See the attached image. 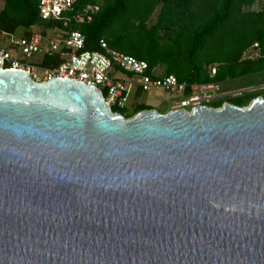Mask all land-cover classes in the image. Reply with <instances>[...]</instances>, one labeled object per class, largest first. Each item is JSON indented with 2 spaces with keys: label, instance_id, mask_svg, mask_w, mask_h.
<instances>
[{
  "label": "water",
  "instance_id": "obj_1",
  "mask_svg": "<svg viewBox=\"0 0 264 264\" xmlns=\"http://www.w3.org/2000/svg\"><path fill=\"white\" fill-rule=\"evenodd\" d=\"M0 264H264V99L125 119L0 58Z\"/></svg>",
  "mask_w": 264,
  "mask_h": 264
},
{
  "label": "trees",
  "instance_id": "obj_2",
  "mask_svg": "<svg viewBox=\"0 0 264 264\" xmlns=\"http://www.w3.org/2000/svg\"><path fill=\"white\" fill-rule=\"evenodd\" d=\"M1 2L2 34L11 35L23 28L20 37H26L33 33L28 29L37 26L45 41L77 31L84 39L83 50L101 51L102 40L108 49L146 62L148 73L161 66L164 74L155 75H172L177 82L216 84L264 71V14L256 7L263 0H75L63 19L56 21L40 19L35 0ZM87 5L97 6L89 13V21L83 17ZM77 15H81L80 21L75 19ZM254 43L259 56L242 60L241 54ZM61 61L58 54H42L37 66H55ZM211 66L215 67L212 76ZM249 97L227 103L244 107ZM219 104L214 101L208 107ZM110 109L125 119L130 117L125 108ZM149 109L140 104L135 113Z\"/></svg>",
  "mask_w": 264,
  "mask_h": 264
},
{
  "label": "built area",
  "instance_id": "obj_3",
  "mask_svg": "<svg viewBox=\"0 0 264 264\" xmlns=\"http://www.w3.org/2000/svg\"><path fill=\"white\" fill-rule=\"evenodd\" d=\"M74 1L35 0V7L40 19L56 21L63 19L62 15L71 10ZM256 7L264 14V0ZM96 10L97 6H85L83 17L89 21V13ZM75 19L80 21L82 17L77 15ZM62 24H65V20ZM83 40V36L77 31H71L65 35H53L45 41L42 40L39 33L33 32L13 41L10 50L0 48V58L4 68L27 70L33 79L35 76L33 71L37 70L41 77L40 81L63 77L81 81L86 85L93 84L101 93L104 92V96L102 94L104 101L109 106L117 108H123L126 97L132 88L141 92L160 89L166 93L179 94L182 97L178 101L179 109L185 110L187 107L197 106L210 108L205 103H208L211 96L216 94V85L186 84L177 82L172 75L158 76L153 73V70L148 73L146 62L108 49L102 40H99L101 51L83 50ZM13 50L25 58L33 56L38 58L42 54L48 56L58 54L62 61L55 66L39 68L38 62L19 61L12 55ZM258 56L257 45L254 43L241 54V59H254ZM214 72L215 67H210L209 74L212 76Z\"/></svg>",
  "mask_w": 264,
  "mask_h": 264
},
{
  "label": "rangeland",
  "instance_id": "obj_4",
  "mask_svg": "<svg viewBox=\"0 0 264 264\" xmlns=\"http://www.w3.org/2000/svg\"><path fill=\"white\" fill-rule=\"evenodd\" d=\"M1 4L2 2L0 0V5ZM28 30L33 32L37 31L38 33L41 28L34 26L29 28ZM23 33V28L17 29L15 33L11 35L0 33V48L10 50L12 42L19 38ZM11 53L19 61L24 63L38 61V58L35 56L25 58L15 50H13ZM153 72L154 74H164V68L161 66L155 67ZM33 73L35 75L34 79L40 81L41 77L38 71L35 70L33 71ZM214 85L217 86V89L215 90L216 94L213 95V97L211 96L208 103H205L207 106L211 105L212 102L217 101L220 103V106L217 108H220L224 103H227L234 98H247L248 96H250L248 98V102L244 106L246 107L249 105L252 99L262 97V93H264V71L238 78H229ZM181 98L182 97L179 94L166 93L160 89H151L148 92H141L138 89L132 88L130 93L126 97L123 108H125V110L127 111L126 114L130 116L129 118H131L135 114V108L140 104L148 105L157 113L163 114L170 110L179 109L178 101ZM191 108L192 107H187L185 108V110L190 111Z\"/></svg>",
  "mask_w": 264,
  "mask_h": 264
}]
</instances>
